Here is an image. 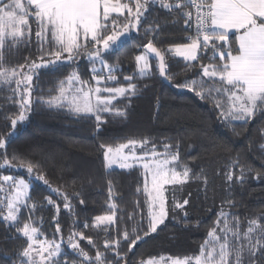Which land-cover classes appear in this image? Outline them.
Returning a JSON list of instances; mask_svg holds the SVG:
<instances>
[{"label":"trees","instance_id":"trees-1","mask_svg":"<svg viewBox=\"0 0 264 264\" xmlns=\"http://www.w3.org/2000/svg\"><path fill=\"white\" fill-rule=\"evenodd\" d=\"M166 2L175 3L176 0ZM30 22L33 29L31 43L6 46L4 67H17L26 59L37 60L40 56L39 42L34 35L37 26L32 18ZM148 28L156 31L146 35ZM190 33L191 29L185 30L177 10H166L155 0H149L148 11L138 29L131 30L123 38L118 51L105 54L106 63L115 66L117 77L107 86L126 87L128 81L124 77L132 76L136 94L114 101V106L125 110L127 115L103 114L104 123L99 132L94 116L78 117L66 107H49L41 102L57 95L59 81L66 80L73 71L95 86L91 72L93 65L84 55L56 71L38 70L33 79L31 110L26 121L18 124L13 133L11 119L19 113L17 101L20 95H13L15 83L0 87V138L6 139V148L0 149V154L6 153L11 162V166L0 167V177L8 175L28 182L30 199L27 203L29 207L33 204L37 207L31 214L28 208H22L18 226L31 222L44 234L40 236L42 239L55 237L62 244L59 264H65V261L81 264L82 258L67 243L71 232H83L85 237H91L95 247L89 245L87 239L79 241L80 246L91 257L99 249L108 261L115 259V252L104 248L105 239L118 238L121 240L118 251L126 257L127 264H140L141 260L161 255L194 257L199 254L200 246L207 233L216 226L221 210L239 218L241 232L246 231L252 219L264 223V148L261 147L264 145V113H258L247 123H226L215 107L218 98L215 93L201 99L194 91L176 87L186 81L200 80L197 75L201 71L200 65L211 62L208 59L210 53H201L199 62H185L166 51L176 44L188 42L186 37ZM149 40L165 54L167 83L159 75L157 61L151 54L150 72L141 77L137 71L135 57L145 53L143 46ZM95 67L99 69L101 65L97 62ZM102 74L107 75L106 71ZM128 139H147L148 146L152 148L154 144L160 153L164 152L165 144L171 145V150L179 154L177 169L181 170L185 165L191 169L189 182L195 194L189 215L164 222L156 233L137 242L131 251L122 239L123 232L127 230L131 234L138 224L142 225L138 234L143 236V231L147 230L149 206L143 192L144 173L140 166L106 168L100 148L102 143L115 147ZM21 161L25 165L33 164L34 172L29 174L26 167L18 166ZM2 164L3 157L0 156ZM241 169L244 170L242 183L236 180ZM228 171L234 173L232 182L226 180ZM38 175H43L48 184L37 179ZM0 185L3 186L0 191V264H21L20 253L27 246L26 239L17 233V225L9 226L2 221L7 212L6 197L13 192L14 185L2 180ZM64 195L68 196L70 210L63 207ZM48 199L59 206V212L47 203ZM110 203L117 205L115 224L94 226L95 217L110 214ZM57 222L60 233L55 231ZM8 257L12 259L9 261Z\"/></svg>","mask_w":264,"mask_h":264},{"label":"snow or ice","instance_id":"snow-or-ice-1","mask_svg":"<svg viewBox=\"0 0 264 264\" xmlns=\"http://www.w3.org/2000/svg\"><path fill=\"white\" fill-rule=\"evenodd\" d=\"M148 6L149 0H0V87L15 83L13 95H20L17 101L19 113L11 119L12 129L16 130L18 124L26 121L31 110L33 79L38 75V70L56 71L65 63H74L81 55L86 56L93 65L91 72L95 86L83 81L78 72L73 71L66 80L59 81V95L41 102L49 107H66L78 117L94 116L98 132L104 123L103 114L126 117V111L115 107L114 101L134 96L136 85L132 83V76H125L124 80L128 81L126 87L107 86L109 81H116L117 77L114 75L115 66L106 63L105 54L118 51L123 38L131 30L138 29ZM161 7L177 10L184 21L185 30L193 28V13L183 9H195L194 35L186 37L188 42L168 48L167 52L181 57L185 62H199L201 53H210L208 59L211 62L201 64V71L197 73L201 79H193L190 83L186 81L176 87L194 91L201 99L212 97L215 93L218 97L215 107L220 110V118L226 123H247L258 113H264V0H176L175 3L161 0ZM30 18L37 26L34 35L39 42L40 56L37 60L26 59L24 64L17 67H4L6 46L31 43L33 29ZM155 31L154 28H148L145 34ZM9 41L11 44H8ZM46 44L51 47L46 48ZM143 47L145 53L135 57L139 75L143 77L150 72L149 54H154L158 60L159 75L169 79L166 75L165 54L154 46L152 40ZM97 62L101 65L99 69L95 67ZM104 71L106 76L102 74ZM148 143L147 139H128L115 147L103 143L100 145L106 168L118 165L121 169H128L139 163L144 170L143 192L149 206L147 230L141 236L138 229L142 230V225L138 224L133 227L131 234L127 230L123 232L122 239L128 243L129 251L164 224L168 216V186H182L192 178L191 169L186 165L181 170L177 169L179 154L173 152L169 144L164 145L163 153L158 152L153 144L149 151L138 154L137 147L143 149ZM261 147L264 148V145ZM5 148L6 139L0 138V149ZM0 156L3 157L0 167L11 166L6 153ZM18 166L26 167L29 174L34 172L31 163L25 165L21 161ZM225 177L228 182H232L234 173L228 171ZM36 178L48 184L43 175ZM0 180L14 185V192L6 197L7 212L2 216V221L9 226L17 225V233L26 239L27 246L20 253L21 264H59L63 255L62 244L55 237L40 239L44 234L31 222L18 226L22 208H28L31 214L37 207L36 204L29 207L27 203L30 199L29 185L23 179L16 180L8 175L0 177ZM236 180L243 182V169ZM109 184L111 199V182ZM0 191H3L2 185ZM64 200L63 207L70 210L67 195H64ZM173 200L177 209L189 204L188 199L182 203L175 200L174 190ZM47 203L54 205L51 199ZM228 203L231 207V202ZM54 206L59 212V206ZM116 208L115 203H110V214L97 216L94 226L114 225ZM55 231L61 232L59 222L56 223ZM85 239L95 247L92 238L85 237L83 232H71L67 237L68 246L82 258L81 264H127L126 257L118 251L120 239H105L104 242L106 250L115 252L113 261H108L99 249L91 257L80 246L79 241ZM7 259L10 261L12 258ZM140 264H264V223L252 219L246 231L241 232L239 218L221 210L216 226L207 233L199 254L183 258L161 255L159 258L141 260Z\"/></svg>","mask_w":264,"mask_h":264},{"label":"rangeland","instance_id":"rangeland-1","mask_svg":"<svg viewBox=\"0 0 264 264\" xmlns=\"http://www.w3.org/2000/svg\"><path fill=\"white\" fill-rule=\"evenodd\" d=\"M65 87H67V85ZM57 95H59V93ZM57 95H55V96H57ZM55 96H53V97H55ZM11 132L13 133L14 130L12 129ZM150 149L151 148L148 145H146V147L143 148V149L137 147L136 151L139 154L142 151H149ZM125 151H127V150H125ZM134 166H140V165H139V163H136V164H134ZM112 168H119V166L115 165ZM143 173H144V170H143ZM25 182L28 184V182L26 180H25ZM168 188H169V191L166 192L168 216L165 219V222L168 221V220L177 221L180 218L185 217V213H187V215L190 214V209H191V206L193 205L195 194H194V191L192 189V186H191L190 182H188V183H186V184H184L182 186H180V185L168 186ZM173 190L175 191V200H177V201H179L181 203L183 202L184 199H188L189 200V204L186 205L183 209L175 208L174 200H173ZM13 192H14V188H13ZM105 215H108V214H105ZM100 216H102V215H100ZM94 224H95V219H94ZM39 238L42 239L41 237H39ZM165 257H169V256H165ZM173 258H177V257H173ZM179 258H183V257H179Z\"/></svg>","mask_w":264,"mask_h":264},{"label":"built area","instance_id":"built-area-1","mask_svg":"<svg viewBox=\"0 0 264 264\" xmlns=\"http://www.w3.org/2000/svg\"><path fill=\"white\" fill-rule=\"evenodd\" d=\"M155 1L161 4V0H155ZM189 11H192L193 13V19H192L193 28L191 29V33L188 35V36H191V35H194L195 33V26H194L195 25V9H189Z\"/></svg>","mask_w":264,"mask_h":264},{"label":"water","instance_id":"water-1","mask_svg":"<svg viewBox=\"0 0 264 264\" xmlns=\"http://www.w3.org/2000/svg\"><path fill=\"white\" fill-rule=\"evenodd\" d=\"M151 55L155 58V60L157 61V64H158V60L156 59L155 55L154 54H151ZM158 70H159V68H158ZM161 78L164 80L165 83H167V80L165 78H163V77H161Z\"/></svg>","mask_w":264,"mask_h":264}]
</instances>
